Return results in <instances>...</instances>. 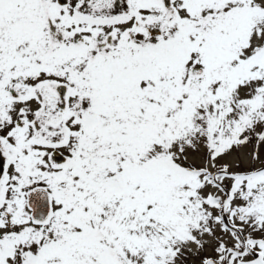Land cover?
Instances as JSON below:
<instances>
[{
    "label": "snow or ice",
    "instance_id": "snow-or-ice-1",
    "mask_svg": "<svg viewBox=\"0 0 264 264\" xmlns=\"http://www.w3.org/2000/svg\"><path fill=\"white\" fill-rule=\"evenodd\" d=\"M0 264H264V0H0Z\"/></svg>",
    "mask_w": 264,
    "mask_h": 264
}]
</instances>
